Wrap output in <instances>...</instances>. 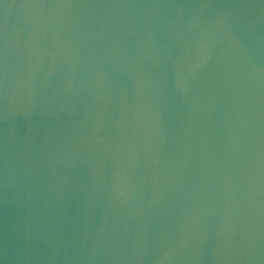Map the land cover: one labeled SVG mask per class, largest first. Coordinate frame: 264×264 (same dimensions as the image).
I'll return each mask as SVG.
<instances>
[{"label":"water","instance_id":"1","mask_svg":"<svg viewBox=\"0 0 264 264\" xmlns=\"http://www.w3.org/2000/svg\"><path fill=\"white\" fill-rule=\"evenodd\" d=\"M0 264H264V0H0Z\"/></svg>","mask_w":264,"mask_h":264}]
</instances>
